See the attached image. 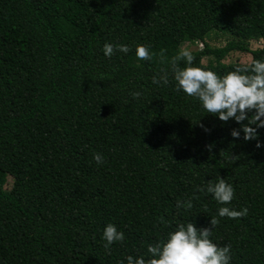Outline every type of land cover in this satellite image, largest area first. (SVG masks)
I'll use <instances>...</instances> for the list:
<instances>
[{"label": "trees", "instance_id": "obj_1", "mask_svg": "<svg viewBox=\"0 0 264 264\" xmlns=\"http://www.w3.org/2000/svg\"><path fill=\"white\" fill-rule=\"evenodd\" d=\"M219 38L225 45L212 46ZM105 42L130 51L105 57ZM137 44L167 60L202 45L193 66L218 75L250 67L264 59V0H0V264L147 258L179 222L210 227L222 205L197 189L218 178L234 188L226 206L248 211L217 217L210 239L230 245V264H264V129L260 148L234 140L238 125L207 114L171 77L153 85L167 65L137 60ZM232 53L250 63L224 64ZM189 197L192 209L177 210ZM109 222L125 234L110 254Z\"/></svg>", "mask_w": 264, "mask_h": 264}, {"label": "clouds", "instance_id": "obj_2", "mask_svg": "<svg viewBox=\"0 0 264 264\" xmlns=\"http://www.w3.org/2000/svg\"><path fill=\"white\" fill-rule=\"evenodd\" d=\"M130 46L124 43L105 42L102 52L105 57H112L115 52L127 54ZM164 49L153 53L149 45L137 44L135 57L139 61H151L156 55L162 65L153 74L151 83L157 86H167L169 78L175 81V90L187 97L194 98L207 113L214 115L220 121H234L238 127L232 128L230 136L236 140H256V147L262 145L258 140L260 129H264V59H257L245 67H235L223 75H218L208 68L193 66L194 56L187 47L178 49L176 55L167 60ZM183 60L184 66L178 63ZM139 92H133L134 98ZM203 127V125H202ZM205 131H208L205 128ZM97 165L104 163L100 153H93ZM212 195L217 204L216 215L210 218V227H197L193 222H179L174 229L157 242L147 245V258L144 255H127L117 264H230V245L218 246L211 237L212 230L218 223L217 217L235 219L247 215V208L230 209L229 202L234 197V188L223 178L216 183H208L206 188H198ZM193 197L177 200V210H191ZM163 220V218H161ZM103 247L110 254L114 242H123L125 234L111 222L102 231Z\"/></svg>", "mask_w": 264, "mask_h": 264}, {"label": "rangeland", "instance_id": "obj_3", "mask_svg": "<svg viewBox=\"0 0 264 264\" xmlns=\"http://www.w3.org/2000/svg\"><path fill=\"white\" fill-rule=\"evenodd\" d=\"M225 38H219L217 41H214L211 43L212 46L216 47H223L225 45ZM263 45L262 41L255 42L250 44V49L255 50L257 48H260ZM184 47L190 48L191 50H200L202 48V45L196 44L194 46H187L184 45ZM251 60V56L247 54H240V53H232L228 55L225 60L223 61L224 64H235V63H240V64H249ZM203 63H206V60L203 61ZM10 187V182L7 185V189Z\"/></svg>", "mask_w": 264, "mask_h": 264}]
</instances>
